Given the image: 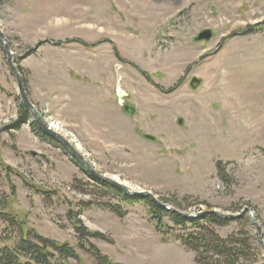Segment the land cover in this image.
Returning <instances> with one entry per match:
<instances>
[{
    "label": "rangeland",
    "instance_id": "obj_1",
    "mask_svg": "<svg viewBox=\"0 0 264 264\" xmlns=\"http://www.w3.org/2000/svg\"><path fill=\"white\" fill-rule=\"evenodd\" d=\"M0 32L42 121L98 175L171 213L236 217L216 233L264 264V0H0ZM20 103L0 40V246L22 228L82 264L94 248L115 264H196L178 239L191 230L159 234L38 127L6 131Z\"/></svg>",
    "mask_w": 264,
    "mask_h": 264
},
{
    "label": "trees",
    "instance_id": "obj_2",
    "mask_svg": "<svg viewBox=\"0 0 264 264\" xmlns=\"http://www.w3.org/2000/svg\"><path fill=\"white\" fill-rule=\"evenodd\" d=\"M30 124L33 129L38 130L33 122L29 110L19 104V113L16 122L8 127L6 131H19L23 125ZM41 138L62 148L56 141L52 140L41 131ZM146 139L153 140L150 137ZM63 149V148H62ZM91 179L103 188L109 189L121 202L127 205L143 204L148 210L150 222L154 224L156 231L161 235H169L170 231L180 229L184 231L191 230L190 233L178 236L182 246L195 255L196 264H245L248 260L247 246L243 242H233L229 239H222L215 231V227H226L232 220H227L219 215L208 213L198 220H192L183 217L182 214L187 212V208L178 207L181 212L171 213L163 209L157 203L145 198H129L117 189L101 183L94 178ZM111 210L123 217L125 214L116 206H111ZM2 215V213H0ZM8 224L21 226L19 221L8 214L3 215ZM246 217V216H245ZM243 219V218H241ZM0 221H4L0 216ZM171 226H169V224ZM80 230V229H78ZM2 237L0 236V239ZM95 264H115L106 256L102 255L96 248L93 249ZM78 259L75 251L67 245H61L44 239L33 232H23L20 229V236L17 245L10 248L8 246H0V264H65L69 260Z\"/></svg>",
    "mask_w": 264,
    "mask_h": 264
},
{
    "label": "water",
    "instance_id": "obj_3",
    "mask_svg": "<svg viewBox=\"0 0 264 264\" xmlns=\"http://www.w3.org/2000/svg\"><path fill=\"white\" fill-rule=\"evenodd\" d=\"M213 38V33L212 31H204L202 32L198 38L197 41L198 42H203V41H210ZM0 40L4 46V50L5 53L7 55V64L12 72V74L14 75L16 82H17V87L19 90V95L21 98V101L23 103V105L29 110L33 122L37 125V127L39 128V130L45 134L46 136H48L49 138H51L52 140L56 141L58 144H60L68 154H70L74 159H76L80 164H82L83 166H85V168L87 169L88 173L90 174V176H92L93 178H95L96 180L112 186L113 188L117 189L118 191H120L121 193H123L125 196L129 197V198H145V199H150L152 202L157 203L158 205H160L163 209L168 210V211H172L171 208L164 206L162 204H160L155 197L148 193V192H133L129 189L124 188L123 186H121L120 184H118L117 182L106 178L102 175H98L95 170H93L91 168V166L88 164V162L85 160V158L80 155L74 148L73 146L65 139L63 138L61 135L57 134L56 132H54L53 130H51L50 128H48L46 126V124L42 121L40 115L38 114V112L35 110L34 105L31 103V101L28 98V95L26 94V91L24 89V84H23V80L22 77L20 76V73L18 71V68L16 66L15 63V59H14V54L11 51V48L9 47V45L7 44L6 40L4 39L2 33L0 32ZM41 44H38V46L34 49L37 50L40 47ZM21 58V57H20ZM21 59H24V57H22ZM185 78V77H184ZM197 84H199V82L197 80H194L192 82V87L195 89L197 87ZM119 96L121 99H123L126 95L124 92L120 91L119 92ZM249 210H243L242 213H246ZM178 213V212H176ZM209 212H205V213H199V214H187V213H179L182 214L183 217L192 219V220H198L202 217H204L206 214H208ZM212 214H217L219 216H221L224 219H235L236 217L231 216V215H223L221 213H217V212H211ZM239 216V215H238ZM254 224L257 227V231L259 233L260 239L262 244L264 245V241H263V237L261 234L260 229L258 228V225L254 219Z\"/></svg>",
    "mask_w": 264,
    "mask_h": 264
},
{
    "label": "flooded vegetation",
    "instance_id": "obj_4",
    "mask_svg": "<svg viewBox=\"0 0 264 264\" xmlns=\"http://www.w3.org/2000/svg\"><path fill=\"white\" fill-rule=\"evenodd\" d=\"M190 69L191 68H189L188 70H186V73L184 74V76L182 77V79L181 80H179V82L177 83V88H178V85H180L179 86V88L181 87V86H183L184 84H185V79H187L188 78V76H189V74H190ZM185 77V78H184ZM147 78V77H146ZM194 80L192 79L191 80V83H190V86H192V82H193ZM194 87V86H193ZM176 88V89H177ZM175 90V87L174 88H172V89H169L167 92L168 93H172L173 91ZM126 95V94H125ZM126 97H128L127 95H126Z\"/></svg>",
    "mask_w": 264,
    "mask_h": 264
},
{
    "label": "bare ground",
    "instance_id": "obj_5",
    "mask_svg": "<svg viewBox=\"0 0 264 264\" xmlns=\"http://www.w3.org/2000/svg\"><path fill=\"white\" fill-rule=\"evenodd\" d=\"M157 10V9H156ZM151 14H155L154 12H152Z\"/></svg>",
    "mask_w": 264,
    "mask_h": 264
}]
</instances>
